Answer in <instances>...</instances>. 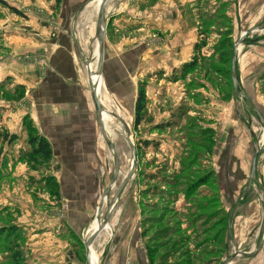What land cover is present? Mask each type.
Wrapping results in <instances>:
<instances>
[{"label": "rangeland", "instance_id": "obj_1", "mask_svg": "<svg viewBox=\"0 0 264 264\" xmlns=\"http://www.w3.org/2000/svg\"><path fill=\"white\" fill-rule=\"evenodd\" d=\"M262 1L244 0L240 10V0H120L122 13L112 16L109 24L106 14L103 73L110 88L104 90L103 109L110 117L108 140L118 162L99 135L102 147H96V160L107 163L106 182L114 183L101 210L107 211L121 188L116 214L129 208L139 212L151 264H222L237 245L241 250L258 247L256 234L264 228V147L257 139L259 122L248 113L244 97L264 112V59L252 55L241 75L237 70L243 96L239 99L233 96L230 69L234 41ZM0 10L18 17L19 24L25 19L5 6ZM74 20L50 26L47 39H57L54 32L60 37L67 34ZM93 41L82 64L86 72L90 63L101 71L92 54ZM70 44L66 37L58 54L50 56L44 50L42 55L22 54L13 60L44 69L53 60L72 68L73 87L87 109L88 85ZM14 81L13 77L0 81V232H5L0 236V264H40L34 249L37 224L49 220L58 195L47 181L50 163L46 166L38 159L32 167L26 165L30 147L22 120L28 116L33 122L24 115L29 112L25 101L36 96ZM140 97L144 100L137 110ZM239 114L253 129V139L247 133L229 136ZM90 131L93 146L91 122ZM9 135L13 139L5 140ZM253 151L259 153L260 180L241 205L256 181L249 184L248 179ZM205 177L209 184L201 186ZM106 182H101L103 191ZM40 207L45 219L35 218ZM230 229L243 237L231 241ZM77 243L76 255L84 261V249ZM244 264H264V240Z\"/></svg>", "mask_w": 264, "mask_h": 264}, {"label": "crops", "instance_id": "obj_2", "mask_svg": "<svg viewBox=\"0 0 264 264\" xmlns=\"http://www.w3.org/2000/svg\"><path fill=\"white\" fill-rule=\"evenodd\" d=\"M3 1L21 12L25 19L22 20L23 23L19 24L16 22L18 17L8 14L5 10H0L3 14V19H0V50H3L0 51V81L13 77L14 83L23 85L26 92L33 90L35 93L37 99L32 98L30 101H25L29 105V112H25L24 115L29 114L32 117V123L38 134L45 138L51 147L49 175L55 180L58 187V201L54 205L56 208L51 210L49 220L37 224L40 226L36 228L34 249L42 260L40 264H85V259L83 261L77 257L76 250L78 251V248L74 243H80L85 253L84 237L86 236L87 241L91 235L88 234V229L96 219L98 208L100 213L104 214L101 210L103 200L106 199L109 192L113 191L114 184H112L113 181L106 182L107 163H99L96 160V147L102 146L91 118L90 88L92 85L89 82L88 72L84 71L82 67L84 59L89 53L91 54L90 43L92 40H94L92 50L94 56L97 42L95 35L97 8L94 5L97 0H61L58 5L44 0ZM240 1L238 8L241 10L244 0ZM56 6L59 7L57 13ZM259 9L257 14L255 11L249 16L248 23L236 42L237 67L240 75L252 55L264 59V0L260 3ZM105 12L107 16L122 13L120 0H107ZM69 18L75 20L68 33L62 34V37L57 33V39L48 40L47 34L51 29L50 26L53 24L59 26ZM249 34L254 35L250 37ZM66 37H70L72 43L70 49H75L79 55L78 63L88 85L87 109L82 94L73 87L75 86L73 81L75 74L72 68L60 67L61 65L53 60L48 62L49 65H45L46 69L38 68L33 64L16 63L13 60L14 56L22 54L41 53L42 55L44 50H47L50 56L53 53L58 54V51H62L61 39ZM65 69L66 71H64ZM102 88V96L106 99L104 93L110 87L106 83ZM36 92L42 100L37 101L39 97ZM244 99L248 113L259 122L261 133L257 139L262 144L260 147H264V125L258 120L251 104L258 110L263 121L264 112L250 97H244ZM99 100L103 107L101 97ZM40 105H44L46 109L42 111ZM236 116L238 118L236 126L238 133L235 126H232L229 136L247 133L251 139L256 137L254 131L252 132L245 123H242L240 114ZM90 122L96 135L93 146L90 141ZM98 123L100 125V122ZM101 127L103 129V126ZM249 143L252 145L250 140ZM105 148L103 147L104 150ZM101 180L103 183H108L106 191L102 190ZM121 190L119 188L115 192L112 202L118 193L120 195ZM39 216L42 219L48 217L41 207L35 212V218L39 219ZM140 229L139 212L133 208L121 209L118 214L112 215L98 237L94 239L90 252L94 253L98 264H150L147 245ZM229 234L230 240L233 242L239 241L244 235L243 233L234 234L231 229ZM246 235L248 236V234ZM256 235L259 237L258 247L255 245L254 248L252 245L248 249L243 247L241 250L237 245V251L235 250L232 255L228 253V258L222 264H244L249 261L252 255L261 249L264 228L259 227ZM30 249L32 250V248Z\"/></svg>", "mask_w": 264, "mask_h": 264}, {"label": "water", "instance_id": "obj_3", "mask_svg": "<svg viewBox=\"0 0 264 264\" xmlns=\"http://www.w3.org/2000/svg\"><path fill=\"white\" fill-rule=\"evenodd\" d=\"M107 0H100L98 7H97V11H96V18H95V35L98 41V46H99V59H100V66H101V80H102V85H105V77H104V73H103V67L105 65V56H104V30L106 28V13H105V5H106ZM110 16L107 21V24H109L110 20H111ZM241 37V36H240ZM234 47V51H233V56H232V62H231V71H230V76H231V83H232V91H233V96L235 99H239L242 96L241 93V84H240V80H239V76L237 75V58H238V53H237V48H236V43L234 41L233 44ZM99 93H96L95 95L92 96L91 100H90V108H91V118H92V123L94 125L95 131L97 133V135L101 136L104 143L108 146H111L113 149V154H114V159L116 161V163L118 162V156L116 154V151L114 149V147L112 146V144L110 143V141L108 140V134L104 131V129H102V127L99 125L98 123V119H97V113H96V106H97V102L99 100ZM253 132V129H250ZM135 159V155L134 158ZM133 165H134V161H133ZM252 168H254V170L256 171L255 173V178L256 181L253 183V185L250 188V191L248 192L246 198H244V200H242V204H245L248 201L249 195L252 193L254 187L257 186V184L259 183V172H257L258 170V161H257V152L253 151V156H252V161H251V165ZM117 170V169H116ZM118 172H119V168H118ZM119 193L117 195V197L115 198L114 202L111 204V206L109 208H107V211L104 212V214L100 215V210L98 208V213H99V217L96 220V228L93 229L91 235L89 236L88 240L85 242L84 244V248H85V264H92L91 261V253H90V247L94 241V239L96 238L99 230L101 229V227L106 224L107 221L110 220V218L112 217V215L114 213H116V205L118 204L119 201ZM121 197V196H120ZM119 198V199H118ZM240 205V206H241ZM241 217V215H239V218Z\"/></svg>", "mask_w": 264, "mask_h": 264}, {"label": "trees", "instance_id": "obj_4", "mask_svg": "<svg viewBox=\"0 0 264 264\" xmlns=\"http://www.w3.org/2000/svg\"><path fill=\"white\" fill-rule=\"evenodd\" d=\"M46 2H54L56 5H58L61 0H44ZM0 5L5 6L9 9V11H11L12 13L18 15V16H22V14L16 10L15 8L9 6L5 1L0 0ZM144 97H140L139 102L137 104L136 109L139 110L142 103H143ZM22 127L24 130H26L27 133V144L30 147V152H28L25 155V161H26V165H28V167H32V163L37 161L38 159L41 160L42 163H44V165L48 166L50 161H51V157H52V151H51V147L48 143V141L43 138L42 136H40L36 130V128L34 127L32 121L30 120V118L28 116H25L22 120ZM5 140H11L13 139V136L9 135L7 138L6 136H4ZM33 169V168H30ZM210 179H213L212 177H210ZM47 181H49V183L52 184V186H54V194L57 195V184L55 182V180L52 177H49L47 179ZM201 186L202 185H206L209 184V181L207 180V178L205 177V179H201L200 183ZM5 235V232L2 231L0 232V236ZM78 246H80V243H77ZM80 249V248H78ZM151 252L150 250L147 249V256L148 253ZM149 260V259H148ZM151 264V262H149Z\"/></svg>", "mask_w": 264, "mask_h": 264}, {"label": "bare ground", "instance_id": "obj_5", "mask_svg": "<svg viewBox=\"0 0 264 264\" xmlns=\"http://www.w3.org/2000/svg\"><path fill=\"white\" fill-rule=\"evenodd\" d=\"M99 2H100V0H97L96 3L94 2L95 5L94 4L93 5L97 8ZM94 57L98 60V65H100L98 41L95 44ZM96 65L97 64H95V63H90L87 66L89 81L92 84V87L90 88V96L92 98L93 95H95L96 93H99V95H100L99 97H101L102 103L106 104L105 98H103V96H102L103 85H102V80H101V74H100V71L96 70ZM97 69H99V67ZM251 108L254 111L255 115L257 116L258 120L261 122V124L264 125V121L262 119V116L260 115V113L256 110V108L252 104H251ZM96 113H97V119H98V122H100V125L103 126V129L105 128L106 133L108 135H111V131L108 128V122L110 121V117L107 114V112L104 111L100 100H98V102H97ZM101 120H102L103 124L101 123ZM258 155H259V153L257 152V157H258ZM255 173H256V171L254 170V168H252V166H250L249 175H248L249 176L248 177L249 184H251L255 180ZM98 217H99V213L97 212L96 219H94V222L91 224V226L88 229V232H89L88 234H91L93 229L96 228V222H97L96 220L98 219ZM106 224H107V222H106ZM106 224H104L101 227V229L99 230L96 237H98L99 233L103 230V228L105 227ZM262 225L264 226V223H262ZM261 229H263V228H261ZM90 253H91L92 264H98V260L96 259L94 253L92 251Z\"/></svg>", "mask_w": 264, "mask_h": 264}, {"label": "built area", "instance_id": "obj_6", "mask_svg": "<svg viewBox=\"0 0 264 264\" xmlns=\"http://www.w3.org/2000/svg\"><path fill=\"white\" fill-rule=\"evenodd\" d=\"M54 34H57V32H54Z\"/></svg>", "mask_w": 264, "mask_h": 264}]
</instances>
